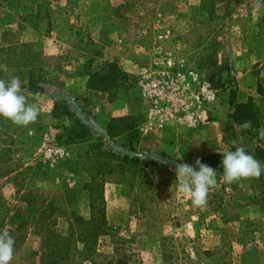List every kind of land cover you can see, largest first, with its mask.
I'll return each instance as SVG.
<instances>
[{"label":"rangeland","instance_id":"obj_1","mask_svg":"<svg viewBox=\"0 0 264 264\" xmlns=\"http://www.w3.org/2000/svg\"><path fill=\"white\" fill-rule=\"evenodd\" d=\"M37 11L35 30L23 19ZM164 27L174 36L165 47L178 60L224 84L200 124L178 123L142 135L144 107L130 81L138 61L150 57L154 34ZM113 60L128 77L119 90L141 109L133 114L139 140L132 145L140 162L95 160L96 137L103 151L111 148L103 141L106 125L101 134L89 124L85 141L63 145L68 160L43 164L36 155L41 133L52 137L61 131L57 124H69L52 117L53 100L72 101L86 73L106 71ZM28 71L41 77L45 89H24L40 108L37 121L24 127L0 116V230L25 221L12 236L11 264H46L53 258L62 264H264V174L226 184L220 179L222 157L213 168L218 185L198 208L179 190L173 170L185 152L207 155L240 145L264 163L255 156L257 148L264 150V140L230 121L227 103L231 86L237 101L251 97L260 110L259 129L264 128V0H0V79L24 81ZM229 75L232 84L225 82ZM79 99L89 120L91 111ZM128 136L124 131L107 137L119 153H132ZM81 171L89 175L83 186L89 213L96 219L105 211L107 225L96 236L91 215L81 223L74 218L81 214L66 202V197L81 198L80 187L68 183ZM54 242L57 251L46 255Z\"/></svg>","mask_w":264,"mask_h":264},{"label":"built area","instance_id":"obj_2","mask_svg":"<svg viewBox=\"0 0 264 264\" xmlns=\"http://www.w3.org/2000/svg\"><path fill=\"white\" fill-rule=\"evenodd\" d=\"M173 37L168 27L154 34L150 57L138 61L130 81L145 107L138 126L142 135L163 131L171 123L196 126L207 118L219 98L221 88L211 75L178 60L174 51L165 47ZM36 155L43 164L54 167L69 152L43 131Z\"/></svg>","mask_w":264,"mask_h":264},{"label":"trees","instance_id":"obj_3","mask_svg":"<svg viewBox=\"0 0 264 264\" xmlns=\"http://www.w3.org/2000/svg\"><path fill=\"white\" fill-rule=\"evenodd\" d=\"M39 12L37 11L32 17H24V21L30 23V26L33 29L39 28L40 17L38 18ZM36 18V19H35ZM199 69V68H198ZM26 74V73H25ZM87 78L85 79V86L89 89L105 92L108 95L109 101H113L120 97L127 96L126 90H119L122 82L128 81V77L125 73H121L120 68L116 61H111L107 65L106 71H88ZM211 79L216 81L217 84L222 88L223 83H219V78H214V75H211ZM27 80V84L24 86V89H27L32 92H40L43 93L45 91L43 85L41 84V77L31 71L27 72L25 77ZM233 76H228L226 79L227 84H232ZM131 88L133 91V95L136 96L135 90L133 89V85L131 83ZM78 97H73L72 101L66 98H55L53 100V105L51 109V115L54 119H63L68 121V125L57 124L61 131L55 133L52 136L53 140L60 145H76L78 143H82L89 136V126L87 123L82 121L80 115L74 108H80V111H84L82 106L77 103ZM227 103L229 105V113L228 119L232 122H235L239 126L242 125L245 121H251L252 127L250 129L243 130V133L248 136H258V130L260 127V110L256 103L252 100L251 97H248L246 101H237L236 100V87H230L228 90V98ZM77 104V105H76ZM138 122V118L133 114H127L118 117H112L106 124L107 128V136L114 137L117 133L126 131L129 133L128 142L126 144L131 146L132 153H115L113 151H103L102 144L100 143V137H96V140L92 147L94 148L92 156L95 160L98 161H108L113 160L118 163H124L128 166H134L136 163L140 162V157L134 153V147L132 146L135 142H138L139 135L136 131V125ZM91 156V155H90ZM255 156L257 158L264 159V150L257 148L255 151ZM196 158H200L202 163L209 165L212 168H215L219 165L222 154L220 153H212L207 155H198L192 153H183L179 157L175 159L176 163L184 162L188 163L190 166L195 165ZM68 158L62 160L60 163L65 162ZM152 162V161H151ZM154 163V161H153ZM84 186H88L85 185ZM85 189V188H84ZM90 206V204H89ZM91 212V211H90ZM91 215L90 221L94 222L95 229L93 232L96 235L104 232V226L107 225L105 211H100V216L94 219V216ZM77 220H80L81 223H85V220L82 216H75ZM25 224V221L20 222L15 225L13 229L8 230L11 236H14V233L21 228V226ZM56 242L47 245V250L49 252L46 255L55 254L54 251H57ZM61 258H53L46 264H62Z\"/></svg>","mask_w":264,"mask_h":264},{"label":"clouds","instance_id":"obj_4","mask_svg":"<svg viewBox=\"0 0 264 264\" xmlns=\"http://www.w3.org/2000/svg\"><path fill=\"white\" fill-rule=\"evenodd\" d=\"M257 8L261 7L258 2ZM27 80L22 81L19 76L10 79H0V116L11 120L18 126L27 127L37 121L40 108L36 103H30L24 95V86ZM240 130L250 129L251 121H245L239 126ZM259 138L264 140V128L258 130ZM222 154L223 175L221 180L226 184H232L242 179L259 178L264 174V163L249 154L243 145L220 152ZM149 154H143L148 158ZM153 159L159 160L156 155ZM168 163V161H161ZM196 168L188 163L180 162L174 164L176 181L179 190L191 199L194 207H204L210 190L217 187V172L209 165L202 163L200 158L195 160ZM198 168V170H197ZM15 239L5 228L0 230V264H11L14 253Z\"/></svg>","mask_w":264,"mask_h":264},{"label":"crops","instance_id":"obj_5","mask_svg":"<svg viewBox=\"0 0 264 264\" xmlns=\"http://www.w3.org/2000/svg\"><path fill=\"white\" fill-rule=\"evenodd\" d=\"M109 62V61H108ZM107 65V64H106ZM73 96L79 97V101H81V105L86 110L91 111L92 117L88 120L86 117L87 113L81 111V119L87 125L90 124V127H95V129L101 134H104L105 129L103 128L107 122L112 117H118L123 116L127 114H135L138 111H140V106L137 102L133 101L132 99L128 98V96L120 97L118 99H115L113 101H109L108 95L105 92H100L96 90L89 89L85 86V80L81 79V86L75 93H71ZM137 101V100H136ZM140 102V101H139ZM141 105L144 104L141 102ZM145 109V107H144ZM144 112V110H143ZM178 123H171L166 127H173L176 126ZM110 139L106 136L103 141H105V145H108L109 148H111V151L115 153H119L115 147L109 144V142H112L113 144H117L114 142V140L109 141ZM110 145V146H109ZM117 146V145H116ZM123 154V153H121ZM72 179L68 180V183L70 185L79 186L80 188L77 189L78 195H80V199H75L73 197H66L67 205L74 211H77L79 214H81L82 217L87 218L89 216V199L88 193L83 188L85 182L89 180V175L85 171H81L80 174H71ZM74 177V179H73ZM66 194V193H65ZM67 196V195H66Z\"/></svg>","mask_w":264,"mask_h":264}]
</instances>
